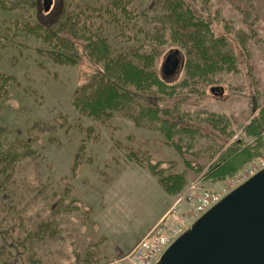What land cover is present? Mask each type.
<instances>
[{
	"label": "rangeland",
	"instance_id": "1",
	"mask_svg": "<svg viewBox=\"0 0 264 264\" xmlns=\"http://www.w3.org/2000/svg\"><path fill=\"white\" fill-rule=\"evenodd\" d=\"M9 1L12 7L5 13L10 20L27 18L32 6L42 3ZM54 1L59 5L60 0ZM93 1L90 11L105 17L90 19L85 13L70 21L67 16L63 25L77 29V39L70 46L50 38L48 50L56 55L37 53L36 47L46 44L33 38L19 41L25 50L10 51L6 41L0 48V72L18 78L9 95L0 93V134L14 147L6 152L3 146L12 153L6 164L0 157V216L7 217L8 225L33 215L49 231L34 237L32 258L23 233L0 231V241L21 240L17 264H118L152 237L161 220L158 230L170 235L205 201L211 203L264 169V128L259 138L256 130L247 129L264 111V0H182L177 11L192 10L208 24L187 22L186 29L175 28L168 17L159 20L175 0L164 6L159 0ZM74 3L66 0L65 8L73 9ZM46 14L54 16V5ZM108 18L117 19L114 29ZM147 24L156 28L155 36ZM188 29L200 31L203 42L223 41L218 48H227L233 58L225 70L200 78H191L181 64L165 80L163 60L171 50L190 48L191 43H183L189 39L182 31ZM149 48L155 50L148 59ZM134 63L142 67L135 71ZM113 69L115 83L106 86ZM155 76L177 88L185 80L188 88L167 94ZM126 88L134 92L133 100L118 105L117 93ZM152 104L157 116L166 110L164 130L158 119L140 116L143 106ZM235 144L255 148L257 156L220 172L230 152L223 155ZM177 175L185 186L174 192V179H167ZM9 244L13 249L18 245Z\"/></svg>",
	"mask_w": 264,
	"mask_h": 264
},
{
	"label": "trees",
	"instance_id": "2",
	"mask_svg": "<svg viewBox=\"0 0 264 264\" xmlns=\"http://www.w3.org/2000/svg\"><path fill=\"white\" fill-rule=\"evenodd\" d=\"M74 1H76V3H74L73 9L70 8L71 10H67L65 8L66 0H60L59 5H57L56 2L53 0L55 14L51 19L46 18L45 16L47 14L42 13L39 3H35L32 6V8L34 7V12H32L27 18H22V17L18 18L16 16L17 19L10 20L9 18H11V16L5 13V11H7L10 7H12V2H10L9 0H0V48L3 47L4 42L6 41V43L8 44H5V47L6 46H9V48L12 47L10 48V51L11 49H14L13 47L18 48L19 50H23V49L25 50L26 46L22 45V42H19V41L25 42L26 41L25 39L33 38L34 40L40 41V43H42L43 45L44 43L46 44L40 49L36 47L35 50L37 53L42 54L43 52L44 54H48V55L49 54L56 55V52L48 50L51 44L50 38L52 37H54L60 44H70L71 46V43H73L75 39H77L74 33V32H77V29L76 31L73 32L69 26L63 25L64 19L67 16L70 15V19H69L70 21L71 19L76 21V19H80L79 18L80 15L83 16L85 13H87L88 15L90 14L89 15L90 19L92 17L93 19H97V18L102 17L103 15H106V14L98 13V12H96L97 14H95V12L90 11L89 7L94 5L93 0H74ZM159 1L163 6L166 5V3L167 4L170 3V0H159ZM99 3L101 4L102 2H99ZM111 5L115 10L118 9L117 7H119L118 5H116L115 1ZM178 6L180 7L184 6V3L182 0H175L174 2H172L171 6H168L167 12L163 9V12L160 14L159 20L162 22V21H165V19L168 17L171 20V23L175 28H184V29H186L185 25L187 22H189L190 24H194V25H200L199 22L205 24L206 26L208 25L205 21L198 20V18H196L193 15L194 12L192 10L191 11L190 10L177 11L176 8ZM101 10L103 11V9ZM185 12H187V15H184ZM95 15H98V16H95ZM33 17H34V20H33ZM107 23L111 24L110 25L111 28L114 29V26H116V23H117V19L115 20V18H113V20L111 21L108 18ZM159 27H160V30L163 31V28L160 26V24H159ZM154 29L156 28H152V30ZM73 30H75V28ZM147 30H148V33L155 36L154 32L150 30V26H148V24H147ZM182 33L185 34V36L189 39L187 40L188 42L183 39L184 45L187 46L188 45L187 43H191L189 45L190 48L187 51H186V48L184 49L186 54L183 52L182 48L178 47L176 49L179 52L180 61L182 63L181 70L183 71L188 70L191 78H200L211 72H220L222 70H225V67L232 60L233 55L230 52V50H228L227 48H224V49L218 48V43L221 42V40L215 38L218 41L216 42L215 40L205 41L204 39L205 42H203V40L199 39L198 37V35L200 34V31H199V34H197V31H195L194 29H188L186 32L182 31ZM105 39H106L105 37L102 38L101 36L98 38V40H105ZM221 43H223V41ZM95 44L99 45L98 43H95ZM90 45H92V42H90ZM153 50H155V48L148 49L147 51L148 59L151 57V52ZM210 51H212L211 56H209L208 54V52ZM142 56H144V52H142ZM11 62L14 63L15 60L11 59ZM98 62H101V58H98ZM140 66L142 67L141 64H135L134 70L137 71L138 70L137 67L141 68ZM128 70H129V67L127 71ZM144 71L147 74L149 73L148 70H144ZM111 72L109 73L111 76V81H110L111 83H106L105 84L106 86H113L115 83L113 78L116 77L115 75L116 73L114 72V69ZM104 75L106 77V81H109L107 80L109 79V75L105 73ZM117 78H118V75H117ZM15 81H18V78H16V76L11 75V74L5 75L0 72V93L1 95L2 94L9 95V93H11L14 87L12 85L14 84ZM155 81L158 84V87H162L163 88L162 90L166 91L167 94L170 93V89L172 90L178 87V86H174L175 84L173 83H168V82L164 83L163 81L158 80L156 76H155ZM193 82L195 81L193 80ZM182 85L184 86H180L177 89L186 90L188 88L187 82L185 83V80ZM99 91L100 90H98V92ZM209 93L210 95L213 94V92L211 94L210 90H209ZM134 95H135L134 92L130 89H127V88L121 89L118 91L117 97L115 98V100H117L116 103H118V105L121 103L120 105H122L124 103L131 102L133 100L132 97ZM92 96L94 95H91L90 97ZM118 105H112L110 107L116 108L118 107ZM151 106L152 107L143 106V109L141 111L142 114H140V116L141 115L148 116L150 118L148 117L147 118L153 122H154L153 119L155 120L158 119L160 121L161 128L164 130V128H167V126L165 125V122H169V118L164 115L166 114V110H161L160 116H157L156 110L155 108H153V107H156V105L152 104ZM178 117L182 118L181 116H178ZM263 128H264V111L261 112L260 118H258L251 125H249L247 129H248V133H252L253 131L256 130L255 134L256 135L258 134L257 135L258 137ZM3 146L8 148L6 152H9L11 148H14V147H11L12 145H9L7 141L3 138V135L0 134V157L4 158L5 161L3 163L6 164V162L8 161L10 157L9 155H12V153L8 155L4 151ZM230 147L232 148L228 149V151L223 155V156L225 155L228 156L229 155L228 153L230 152V157L228 158L229 160L226 161V165L222 167L220 172L223 170L224 167L228 169L232 168L231 166H233L237 161L239 163V162H243V160L245 159H249L251 156H257V153L255 152V148L254 149L246 148V147L242 148V146L240 147L237 144L230 146ZM232 169L230 170L233 171ZM218 173L219 172H217L216 174ZM216 174L214 173V175ZM226 174H229V173H226ZM180 176L177 175V176L169 177L167 179L168 181H172L174 179L173 181L174 183L170 186L172 188L171 190H175L174 192L178 191L179 189H182V187L185 186L184 185L185 181ZM218 176H221L220 178H222V175H218ZM1 188L2 186H0V189ZM4 202L8 205L9 208L11 207L7 203L9 201L7 202L4 201ZM12 212L14 214L16 212V209H14ZM20 220L21 221H19V224L9 223L8 225H5L6 223H8L7 217L0 216V231L5 230V232H7L6 230L13 228V229H17L16 233H19V234L23 233L22 236H25L26 238L22 240V243L24 244L25 242V244H27V252H29L28 255L32 258L34 254V250H35L34 245H33L34 240H35L34 237H36L37 234H43V236L49 234V231H47L48 224L45 223L44 221L40 222L39 219L35 218L33 215L30 216L25 221H22V217L20 218ZM49 220L54 222L55 218L50 217ZM28 234L30 235L34 234L35 236H32L30 238L28 237ZM9 242L11 244L17 243L18 245L15 249H13L11 245L9 244ZM9 242L4 239L0 241V264H17L16 258L19 259V256H20L17 249L20 248L21 246V240L18 239V236H15Z\"/></svg>",
	"mask_w": 264,
	"mask_h": 264
},
{
	"label": "water",
	"instance_id": "3",
	"mask_svg": "<svg viewBox=\"0 0 264 264\" xmlns=\"http://www.w3.org/2000/svg\"><path fill=\"white\" fill-rule=\"evenodd\" d=\"M53 0H42L50 11ZM181 61L171 50L161 65L174 77ZM157 264H264V171L235 188L178 237Z\"/></svg>",
	"mask_w": 264,
	"mask_h": 264
},
{
	"label": "built area",
	"instance_id": "4",
	"mask_svg": "<svg viewBox=\"0 0 264 264\" xmlns=\"http://www.w3.org/2000/svg\"><path fill=\"white\" fill-rule=\"evenodd\" d=\"M263 170V169H260ZM260 170L256 171L255 173L251 174L249 177H246L242 182L230 188L228 192H226L223 196L229 193L231 190L236 188L238 185L246 181L248 178L259 172ZM199 191V190H198ZM223 196H219L218 198L214 199L211 203H203L202 208L199 212L195 214H191L190 217H184L186 225L189 221V226L199 218L204 212H206L210 207L216 204ZM185 203V201H184ZM173 210H170L172 213ZM162 221V220H161ZM160 221V222H161ZM160 222L154 227L152 237L150 234L146 238H150L149 240L143 239L139 246L133 247V249L124 257L119 259L116 263L121 264H155L166 250V248L174 241L180 234H182L186 228L184 226L181 229H176L171 232L170 235L164 236L158 230ZM158 226V227H157ZM188 226V227H189Z\"/></svg>",
	"mask_w": 264,
	"mask_h": 264
},
{
	"label": "bare ground",
	"instance_id": "5",
	"mask_svg": "<svg viewBox=\"0 0 264 264\" xmlns=\"http://www.w3.org/2000/svg\"><path fill=\"white\" fill-rule=\"evenodd\" d=\"M189 224H190V221L186 225H184V228H187ZM157 259H159V257Z\"/></svg>",
	"mask_w": 264,
	"mask_h": 264
}]
</instances>
